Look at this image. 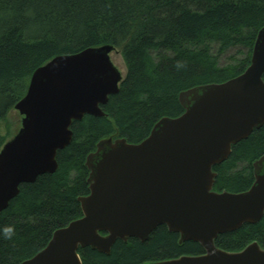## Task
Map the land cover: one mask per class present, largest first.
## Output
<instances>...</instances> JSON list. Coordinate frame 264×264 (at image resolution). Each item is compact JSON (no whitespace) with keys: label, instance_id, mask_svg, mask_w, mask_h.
<instances>
[{"label":"trees","instance_id":"1","mask_svg":"<svg viewBox=\"0 0 264 264\" xmlns=\"http://www.w3.org/2000/svg\"><path fill=\"white\" fill-rule=\"evenodd\" d=\"M263 27L264 0H0V122L25 96L35 70L57 56L109 45L121 52L126 68L118 93L101 107L105 116L73 122L72 140L56 156L57 171L22 184L0 213V229H15L12 240L0 235V264L31 259L55 231L82 218L77 200L89 195L85 161L100 140L114 137L138 144L159 120L183 114L181 92L241 75ZM213 45L219 55L236 47L247 54L222 67L211 52ZM177 61L184 67L177 70ZM3 144L0 137V149ZM262 156L264 126L213 167V191H248L254 182L252 164ZM254 242L264 250V217L218 236L214 244L239 252ZM203 253L199 244H181L179 235L165 226L145 243L117 241L108 256L79 250L82 264H148Z\"/></svg>","mask_w":264,"mask_h":264},{"label":"water","instance_id":"2","mask_svg":"<svg viewBox=\"0 0 264 264\" xmlns=\"http://www.w3.org/2000/svg\"><path fill=\"white\" fill-rule=\"evenodd\" d=\"M105 45L60 55L32 74L25 96L14 106L22 117L18 133L0 149V213L32 184L58 169L57 153L72 140L73 122L104 117L101 107L123 81ZM264 27L250 64L236 78L183 91V114L162 118L138 144L100 140L89 154V195L78 198L82 218L54 232L48 245L21 264H82L79 250L110 255L117 241H148L159 227L193 242L203 255L148 264H264L254 242L239 252L215 247L220 235L255 225L264 217V156L252 164L254 182L242 193L213 191V167L233 146L264 126Z\"/></svg>","mask_w":264,"mask_h":264},{"label":"rangeland","instance_id":"3","mask_svg":"<svg viewBox=\"0 0 264 264\" xmlns=\"http://www.w3.org/2000/svg\"><path fill=\"white\" fill-rule=\"evenodd\" d=\"M211 52L213 55L218 56V63L220 66L225 67L228 65H235L243 60L247 54L245 48L236 47L227 50L224 54H218V47L212 46ZM110 59L114 66L120 71L122 77L126 75V68L121 56L120 51L111 53ZM22 117L14 109L10 111L7 118L0 122V137L3 138L4 143L10 141L21 128Z\"/></svg>","mask_w":264,"mask_h":264},{"label":"clouds","instance_id":"4","mask_svg":"<svg viewBox=\"0 0 264 264\" xmlns=\"http://www.w3.org/2000/svg\"><path fill=\"white\" fill-rule=\"evenodd\" d=\"M175 67L177 70L181 69L184 67L183 63L180 61H177ZM0 235H2L3 239L6 240H12L13 237L15 236V229L12 226H7L2 229H0Z\"/></svg>","mask_w":264,"mask_h":264},{"label":"flooded vegetation","instance_id":"5","mask_svg":"<svg viewBox=\"0 0 264 264\" xmlns=\"http://www.w3.org/2000/svg\"><path fill=\"white\" fill-rule=\"evenodd\" d=\"M167 230H168V229H167ZM170 233H171V232H170ZM203 254H204V253H203ZM203 254H202V255H203Z\"/></svg>","mask_w":264,"mask_h":264}]
</instances>
